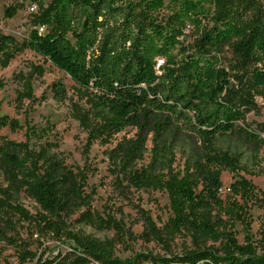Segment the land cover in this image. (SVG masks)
<instances>
[{
    "label": "trees",
    "instance_id": "16d2710c",
    "mask_svg": "<svg viewBox=\"0 0 264 264\" xmlns=\"http://www.w3.org/2000/svg\"><path fill=\"white\" fill-rule=\"evenodd\" d=\"M164 8L167 17L159 19L155 14ZM188 27L195 38L185 43ZM225 45L235 57L228 67L217 55ZM21 48L41 55L87 92L91 107L77 114L89 130L88 145L124 127L135 129L108 152L110 163L136 189L165 191L171 212L165 233L184 232L195 243L180 253L121 259L110 240L69 230L66 218L75 213L91 226L120 227L88 209L86 176L54 149L49 131L26 124L25 136L35 138L36 147L0 142V212L64 233L82 253L40 264H264V254L250 241L238 242L231 229L243 220L245 206L219 194L222 170L243 169L239 156L216 146L218 136L233 133L264 147V127L261 133L243 121L257 96L264 99V0L39 2L24 39L0 34V67ZM25 88L30 97L29 81ZM0 126L21 125L0 115ZM182 138L190 148L176 167V142ZM231 189L244 199L264 200V191L245 178L233 181ZM21 194L36 204L34 215L20 204ZM147 225L161 236L150 218ZM209 241L218 246H207Z\"/></svg>",
    "mask_w": 264,
    "mask_h": 264
},
{
    "label": "rangeland",
    "instance_id": "374dc122",
    "mask_svg": "<svg viewBox=\"0 0 264 264\" xmlns=\"http://www.w3.org/2000/svg\"><path fill=\"white\" fill-rule=\"evenodd\" d=\"M39 2L47 5L50 0H0V34L12 36L18 42L24 39L31 29L33 16L39 10ZM33 5L34 11L31 10ZM7 10L12 13L11 16H7ZM167 14L168 10L164 8L155 15L165 19ZM185 32V43L193 42L195 36L191 28H186ZM217 55L224 67L235 63V57L227 45L219 48ZM27 81L31 85L30 97L24 95ZM59 84L60 87L56 89ZM255 102L254 107L244 114L243 121L251 129L262 133L264 99L257 96ZM90 107L87 92L82 91L69 75L29 48H21L8 66L0 67V115H7L21 125L17 129L0 126V142H26L29 148H33L38 142L35 138L27 140L25 125L46 128L49 141L65 162L85 174V189L90 195L88 209L102 218H113L120 227L119 230L91 226L79 221V213H75L66 218L65 226L69 230L110 240L114 246V255L121 259L132 258L139 253L162 256L193 249L195 243L191 236L184 232L177 235L165 233V224L171 214L167 193L154 189H136L108 159V152L119 140L133 137V127H124L109 137L93 139L87 144L89 130L82 126L77 113L80 108ZM216 146L238 155L243 167L234 173L222 170L220 176V198L224 201L234 199L245 206L243 220L232 223L231 229L238 242L250 241L258 253L264 254L262 195L257 200H247L231 189L233 181L245 178L257 189L264 191V147H256L244 137L233 133L218 136ZM150 147L148 141V150ZM189 148L187 138L176 142L174 166H182L183 153L187 154ZM147 159L148 153H145ZM20 204L33 215L38 211L36 204L23 194ZM148 218L160 230L161 236L151 234L147 225ZM0 230V264H40L54 261L58 257H65L69 261L82 255L67 235L46 231L33 218L25 220L10 211L0 212ZM208 245L217 247L218 243L209 241Z\"/></svg>",
    "mask_w": 264,
    "mask_h": 264
},
{
    "label": "built area",
    "instance_id": "2783aa9c",
    "mask_svg": "<svg viewBox=\"0 0 264 264\" xmlns=\"http://www.w3.org/2000/svg\"><path fill=\"white\" fill-rule=\"evenodd\" d=\"M34 9H35V6L33 5V6L31 7V10L34 11ZM43 30H44V27H39V31H40V32H43Z\"/></svg>",
    "mask_w": 264,
    "mask_h": 264
}]
</instances>
